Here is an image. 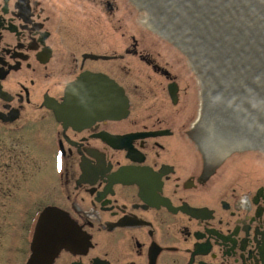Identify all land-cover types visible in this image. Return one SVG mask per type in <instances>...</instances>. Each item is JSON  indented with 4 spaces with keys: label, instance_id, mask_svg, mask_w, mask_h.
Returning <instances> with one entry per match:
<instances>
[{
    "label": "flooded vegetation",
    "instance_id": "af4514ba",
    "mask_svg": "<svg viewBox=\"0 0 264 264\" xmlns=\"http://www.w3.org/2000/svg\"><path fill=\"white\" fill-rule=\"evenodd\" d=\"M126 3L130 30L122 0H0V264H264L259 150L218 156L190 61L140 43ZM87 74L125 116H62Z\"/></svg>",
    "mask_w": 264,
    "mask_h": 264
},
{
    "label": "water",
    "instance_id": "95a60500",
    "mask_svg": "<svg viewBox=\"0 0 264 264\" xmlns=\"http://www.w3.org/2000/svg\"><path fill=\"white\" fill-rule=\"evenodd\" d=\"M132 1L146 11L149 28L191 61L202 86L200 129L224 148L218 156L225 149L264 152V0ZM126 107L113 81L92 74L67 88L55 106L69 118H120Z\"/></svg>",
    "mask_w": 264,
    "mask_h": 264
},
{
    "label": "rangeland",
    "instance_id": "374dc122",
    "mask_svg": "<svg viewBox=\"0 0 264 264\" xmlns=\"http://www.w3.org/2000/svg\"><path fill=\"white\" fill-rule=\"evenodd\" d=\"M118 2V1H117ZM131 2V1H130ZM126 3V0H122V21H123V30H126L125 28L130 27L128 24V20L130 18V13H132L129 5ZM134 10L137 13V22H138V39L140 43L147 44L149 43L150 46H152L155 50H164L165 52H168V49H170L169 45L165 43L163 40L159 38V36L150 30L146 25L143 24L145 19L147 18L144 11L139 10L137 7L134 6ZM126 22V23H125ZM141 45V44H140ZM181 58L187 59V57H184L181 54ZM191 73V72H190ZM192 74V73H191ZM196 80V91L199 92V98H200V85H199V79L195 78ZM199 102V101H198ZM197 107H199V103L197 104ZM249 152V153H248ZM245 154V156L242 154V158L250 160V161H256L258 162L259 166L254 165L253 163L250 165L252 169H250L251 172H255L257 174H264V171L261 170L262 164H264V153H261L260 151H248ZM3 157L2 154H0V165L2 163ZM251 163V162H250ZM1 174V173H0ZM2 189V178L0 175V254L2 252L7 251V245L5 243L7 237L9 236V233L13 231L14 229L8 228L6 226V222H10L11 219H13V216H11V213L5 212L4 209L1 208V205L4 203L3 196L1 195ZM17 230V229H16ZM16 232V231H15Z\"/></svg>",
    "mask_w": 264,
    "mask_h": 264
},
{
    "label": "bare ground",
    "instance_id": "6f19581e",
    "mask_svg": "<svg viewBox=\"0 0 264 264\" xmlns=\"http://www.w3.org/2000/svg\"><path fill=\"white\" fill-rule=\"evenodd\" d=\"M131 2H133L132 0H130ZM133 4L139 9V10H142V11H144L145 12V14H146V16H147V13H146V11L142 8V7H140V6H138L137 4H135L134 2H133ZM147 18L145 19V21L143 22V24L144 25H146L148 28H149V26L147 25ZM150 29V28H149ZM150 30H152V29H150ZM153 31V30H152ZM155 32V31H154ZM163 37V36H162ZM165 38V37H164ZM177 47V46H176ZM190 61V60H189ZM190 63H191V61H190ZM191 65H192V63H191ZM192 67H193V65H192ZM193 70L195 71V69H194V67H193ZM196 72V71H195ZM256 150H258V149H256ZM259 151H261V150H259Z\"/></svg>",
    "mask_w": 264,
    "mask_h": 264
}]
</instances>
